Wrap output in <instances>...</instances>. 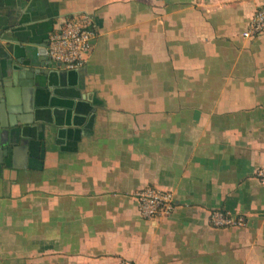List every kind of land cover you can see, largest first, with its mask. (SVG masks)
<instances>
[{
  "label": "crops",
  "instance_id": "crops-1",
  "mask_svg": "<svg viewBox=\"0 0 264 264\" xmlns=\"http://www.w3.org/2000/svg\"><path fill=\"white\" fill-rule=\"evenodd\" d=\"M262 5L0 0V67L29 46L48 72L0 171V264H264V33L241 36ZM80 12L91 52L51 66L50 31ZM145 186L174 211L142 218ZM214 209L246 224L215 228Z\"/></svg>",
  "mask_w": 264,
  "mask_h": 264
},
{
  "label": "built area",
  "instance_id": "built-area-1",
  "mask_svg": "<svg viewBox=\"0 0 264 264\" xmlns=\"http://www.w3.org/2000/svg\"><path fill=\"white\" fill-rule=\"evenodd\" d=\"M263 33L264 5L255 10L247 27L241 32V36L252 39ZM96 36V23L91 13L70 14L59 26L50 31L47 38L48 58L65 69H78L91 52L92 41ZM255 177L259 183L264 184V166L258 168ZM133 195L137 201L139 214L147 220L168 216L176 207L174 195L169 190L145 186L136 190ZM208 222L215 228L242 227L246 224V218L242 214H231L222 209H214L209 213ZM118 264L134 263L122 259Z\"/></svg>",
  "mask_w": 264,
  "mask_h": 264
},
{
  "label": "water",
  "instance_id": "water-1",
  "mask_svg": "<svg viewBox=\"0 0 264 264\" xmlns=\"http://www.w3.org/2000/svg\"><path fill=\"white\" fill-rule=\"evenodd\" d=\"M8 59H10V54L5 56V60ZM49 63L55 67L59 65L51 61ZM44 66L43 62L38 65L30 47L24 46L21 55L12 59L10 66L7 61L3 67H0L1 172L3 166L7 165V160H12L18 150L28 145L26 138L23 137V129L20 124L25 123L22 120L28 119L27 115L33 114L32 93L41 89L42 77H47L48 74L42 69Z\"/></svg>",
  "mask_w": 264,
  "mask_h": 264
}]
</instances>
